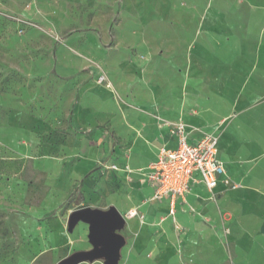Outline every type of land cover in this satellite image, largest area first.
<instances>
[{"label":"rangeland","instance_id":"rangeland-1","mask_svg":"<svg viewBox=\"0 0 264 264\" xmlns=\"http://www.w3.org/2000/svg\"><path fill=\"white\" fill-rule=\"evenodd\" d=\"M152 121L215 137L235 165L233 186L186 199L173 225L129 217L141 189L105 166L136 167ZM86 207L124 216L118 264L263 255L264 0H0V264L92 249L87 224L69 231Z\"/></svg>","mask_w":264,"mask_h":264},{"label":"built area","instance_id":"built-area-1","mask_svg":"<svg viewBox=\"0 0 264 264\" xmlns=\"http://www.w3.org/2000/svg\"><path fill=\"white\" fill-rule=\"evenodd\" d=\"M171 133L177 138V147L162 148L157 160L142 175L145 182L154 188L151 202L170 199V215L174 216L176 200L190 193L194 184L203 183L209 191H214L221 178L227 188L233 186V182L219 159L218 140L215 137L206 135L191 143L189 132L182 123L177 124ZM107 168L110 171H122L117 165ZM123 171L128 174L133 172L129 166ZM128 216L136 217L139 214L136 210H131Z\"/></svg>","mask_w":264,"mask_h":264},{"label":"crops","instance_id":"crops-1","mask_svg":"<svg viewBox=\"0 0 264 264\" xmlns=\"http://www.w3.org/2000/svg\"><path fill=\"white\" fill-rule=\"evenodd\" d=\"M162 114H165L164 116L168 119L172 118V112L167 109H165V113L163 112ZM152 125L150 126L148 133L152 135L154 138L152 141L147 142L144 145V148L141 149L137 154L136 151H134V157L133 162L136 165V167H132V165L129 162L122 161L116 156H111L107 161H106V167L111 166V165H117L122 169V171H110L114 172L120 179L123 180L124 183L128 184L129 186H134L135 189L140 188L141 190L137 191L136 194L139 195L140 197V206L139 207H132L130 210L135 209L137 213L139 214L138 217L144 216L145 221L151 218V216H156L158 218H164L168 222H170L172 225L174 223L173 219H177L179 222L180 219L182 218L183 210L185 207V200L187 199L189 203H193L198 200V198H202L203 196L211 193L215 194H220L223 193L227 190V187L224 186L222 183V179L219 181V184L217 188L214 191H209L206 186L203 183H197L192 186V189L190 193L187 194V197L185 196L184 198H178L176 200L174 209H175V215L171 216L170 215V199L166 198L163 201H154L151 202V197L154 194V188L153 186L146 182L144 185H141L139 182L140 175L137 173V169H148L149 165L153 163L154 161L157 160V157L159 155V152L162 148L166 149H175L177 147V138L171 133V130L169 127H157L154 124V121H152ZM147 138V135L145 134L144 136ZM201 138H198L197 136H193L189 133V141L191 143H195L199 141ZM219 159L224 163L227 175L230 177L232 180V175L234 174L235 171V165L232 164L229 161H226L223 156L220 157ZM126 166H129L133 172L131 174H128L124 172L123 170L125 169ZM132 167V168H131ZM140 167V168H139ZM116 208V207H115ZM119 211V210H118ZM137 221H139V218H135ZM120 234V233H119ZM258 237L261 238V251H262V256H255L254 261L252 262L253 264H264V222L260 228V231L258 233ZM245 250H249L253 252L251 249V246L248 244H245L244 247ZM91 250V249H89ZM88 251V250H85ZM82 252V251H81ZM257 255V254H256Z\"/></svg>","mask_w":264,"mask_h":264},{"label":"water","instance_id":"water-1","mask_svg":"<svg viewBox=\"0 0 264 264\" xmlns=\"http://www.w3.org/2000/svg\"><path fill=\"white\" fill-rule=\"evenodd\" d=\"M83 222L89 227V241L92 249L78 252L65 260L62 264H81L96 259H106V264H118L121 249L125 246L124 237L118 233L125 225L124 216L117 208L109 210L93 209L90 207L74 211L70 216L69 231Z\"/></svg>","mask_w":264,"mask_h":264}]
</instances>
